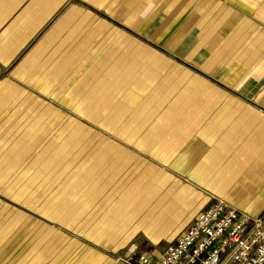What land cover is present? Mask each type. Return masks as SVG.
<instances>
[{
  "label": "crops",
  "instance_id": "obj_1",
  "mask_svg": "<svg viewBox=\"0 0 264 264\" xmlns=\"http://www.w3.org/2000/svg\"><path fill=\"white\" fill-rule=\"evenodd\" d=\"M215 199L264 215V0H0V264L158 259Z\"/></svg>",
  "mask_w": 264,
  "mask_h": 264
},
{
  "label": "built area",
  "instance_id": "obj_2",
  "mask_svg": "<svg viewBox=\"0 0 264 264\" xmlns=\"http://www.w3.org/2000/svg\"><path fill=\"white\" fill-rule=\"evenodd\" d=\"M120 260L123 264H264V215L253 219L215 199L160 258L129 251Z\"/></svg>",
  "mask_w": 264,
  "mask_h": 264
},
{
  "label": "rangeland",
  "instance_id": "obj_3",
  "mask_svg": "<svg viewBox=\"0 0 264 264\" xmlns=\"http://www.w3.org/2000/svg\"><path fill=\"white\" fill-rule=\"evenodd\" d=\"M138 255V254H137Z\"/></svg>",
  "mask_w": 264,
  "mask_h": 264
}]
</instances>
